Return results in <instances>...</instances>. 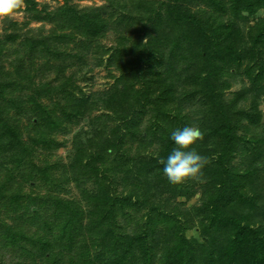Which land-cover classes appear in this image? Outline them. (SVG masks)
<instances>
[{
    "label": "trees",
    "instance_id": "obj_1",
    "mask_svg": "<svg viewBox=\"0 0 264 264\" xmlns=\"http://www.w3.org/2000/svg\"><path fill=\"white\" fill-rule=\"evenodd\" d=\"M32 1L25 0V4L30 7ZM199 1L128 0L118 5L111 18H102L98 11L79 14L65 6L54 15L57 23L53 39L56 37L57 42L65 45L77 35L85 36L91 43L99 42L113 22L112 15L118 16L115 22L120 26L122 41L119 47L110 49L114 48L113 59L121 64V74L104 99L114 105L111 108L115 113H121L123 123L110 126L105 133L95 131L97 138H88L85 143L79 140L74 161L59 179L46 166L43 172L51 175L56 186L42 183L38 186L42 190H32L33 201L23 190L25 182L33 180L31 173L10 175L6 180L1 176L6 174L5 162L31 163L26 158L30 148L20 142L14 131L16 125L7 116L10 109L23 102L22 97L14 87L9 92V103L0 100V148L6 152L0 154V211L11 212L10 218L16 222L7 228L5 221L0 223V230L3 227L7 230L3 235L0 233V239L6 237L7 246L18 249L12 247L22 264H264V224H254L256 210L264 215V202L257 206L258 200L251 196V207L246 211L247 203L239 194L241 183L264 180V110L259 108L264 100V83L256 94L253 92L256 87H244L230 99L225 93L230 86L225 77L230 72L225 67L229 68L235 58L247 56L253 64L247 68L248 76L258 83L264 80V15L256 17L260 10L264 11V0H202L204 7L198 6ZM250 17H256V21L244 33L242 25ZM58 27L68 33H56ZM33 30L28 28L10 35L12 39L16 35L24 37L20 47L25 48L17 50L19 57L13 72L6 70L0 59V97L7 96L10 87L25 80L37 88V100L52 94L47 82L34 85L33 72L38 70L39 63L34 65L36 60L28 55L41 48L38 43L42 35L36 39L30 33ZM196 36L206 39L208 47L200 51L201 43ZM42 43L48 45V50L53 46L48 40ZM56 54L63 60L71 57L70 51L59 50ZM48 56L47 53L45 57ZM196 56L203 58L201 65L197 64ZM40 64L50 71L49 60ZM162 64L167 66L165 71L159 69ZM147 74L151 77L141 81ZM139 81L142 87L137 88L135 84ZM193 82L198 87L193 88ZM249 93L255 95L254 100L241 105ZM149 110L158 117L172 115L175 121L168 124L156 119L158 127L154 130L141 125L143 114ZM199 110L205 116L199 127L204 139L195 148L210 159L204 169L209 181L201 205L189 208L177 199L194 196L192 188L196 182L171 184L159 161L166 159L174 147L171 129L201 122L196 113ZM70 117L71 113L65 115V119ZM50 132L41 131V137ZM145 133L160 135L157 157L147 158L140 145L132 152L131 142L138 140L142 144L147 137ZM240 148H246L244 157ZM237 156L243 157L240 169L232 165ZM130 160L138 161V174L149 183L141 192L136 186L132 189L136 191L122 193L120 198L113 193L119 183H124L120 173ZM86 176L97 182L95 194L85 191L84 199L70 195L69 182L75 180L78 184ZM152 192L156 196L170 192L171 196L158 200ZM171 199L176 207H172ZM201 215L205 218L200 224L205 220L212 225L220 223L228 229V235L222 240L215 235H203L199 240L186 234ZM36 223L48 230L41 232ZM31 248H35L33 254Z\"/></svg>",
    "mask_w": 264,
    "mask_h": 264
},
{
    "label": "rangeland",
    "instance_id": "obj_2",
    "mask_svg": "<svg viewBox=\"0 0 264 264\" xmlns=\"http://www.w3.org/2000/svg\"><path fill=\"white\" fill-rule=\"evenodd\" d=\"M127 1L128 0H71L70 3H66L65 0H33L30 7L24 3V8L16 19L0 22V45L2 47L0 49V59L5 69L11 72H13L14 66L17 63V58L19 57L17 50L22 49L20 47V41L24 37L16 35L15 39H12L10 35L12 33H23L27 31L28 28L34 29L33 32L30 33L34 35V37L36 36V39L38 38L39 40L42 35L38 45H40L44 51L40 48L32 55H28V57L36 60L34 61V65H36V62L39 63L37 66L38 70L33 72V80L35 81L34 85L38 86L43 82H47L52 94L37 100L35 96V90L37 88L34 89L32 87L33 84L25 80L10 87L7 96L3 95L0 97L1 101L9 103V92L14 89V87H16V94H19L22 97L23 102L19 107H11L12 109H10L7 116L12 125H16L14 126V131L16 134H19L20 142L26 143L30 148L28 150L29 154L32 153V156H29L28 152L26 154L27 162L29 161L31 164H26L24 161L5 162L6 174L4 173L1 176L2 179L6 180V178H10V175L16 176L19 173H31L33 175V180L25 182L23 190L24 194H27L28 196L31 195L30 197L33 201V195L35 194H33L32 190H42L38 187L42 183L45 185L52 184V186H56V181L51 180V175L43 172L46 166H49L51 172H55V177L59 179L62 171L67 169V166L74 161V155L77 151L79 140L84 141L85 143L88 138L95 139V131H103L102 133H105L109 130L110 126H118L123 123V120H121V113H115L111 108V106L113 107L114 105L104 99L105 94L110 92L116 84L117 77L121 74V70H119L121 64H117L113 59L115 57L113 53L114 48L110 49V47L113 46L115 48L119 47V43L122 41L120 38V26L115 22L117 21L118 16L112 15L113 22L109 24V28L106 30L105 35L102 38H99V42L92 41L91 43V40H88L85 36L77 35L75 40L68 39L70 42L65 45L62 44L61 41L57 42L58 39H55L56 37L53 39L52 34L55 29V24L57 23L56 16L54 15L62 6H65L67 9H73L79 14H89L98 11L101 13L102 18H111L110 14L118 8V5H123ZM198 6L204 7L202 0L199 1ZM243 15H248V13L243 12ZM263 15L264 11L260 10L256 17ZM256 17H250L249 20L242 25L244 33H246L250 26L255 23ZM56 33L68 32L66 29L58 27ZM197 37L198 36H196V38ZM197 39L201 43L200 51L208 47L206 39L202 40L200 37ZM44 40H48L49 44L53 43L50 50L46 48L48 45L42 43ZM24 48L22 50H24ZM59 50L70 51V58L74 59L71 60L68 57L66 60H63V58L56 54ZM47 51L51 52L49 53ZM47 53L50 55V57L48 56L49 58L45 57ZM158 57L159 56H157V58ZM236 59L237 58L230 62L231 66L229 68L225 67V69L230 72L225 74V77L230 82V86L225 89L226 95L230 99L244 87H256V91L253 92L254 94L259 93L258 87L264 83V80H259L258 83L257 79L248 76L247 68L253 66L250 59L247 56H244L243 59ZM44 60H49L47 66H51L50 71L41 66L40 61L42 62ZM202 60V57L196 56L197 64L201 65ZM117 61L120 62L121 60L117 58ZM28 62H30V60H28ZM51 62L54 64L51 65ZM73 63L74 65H72ZM235 67H237V69H235ZM159 69L165 71L167 69L166 64L159 66ZM150 77L151 75L147 74V76L142 77L141 81ZM65 81H68V87L66 86ZM186 83L190 84L189 80H187ZM135 86L137 88L142 87V82H137ZM192 86L193 88L198 87L194 82ZM200 88L201 86L198 89ZM254 97L255 95L249 93L247 95V100H244L241 105H249L251 101L254 100ZM259 108L264 110L263 99L260 102ZM199 112L201 111L199 110L196 112L199 117L197 115H194V117H198L201 122H193L190 126L200 127V125H202L201 123L205 121V116ZM69 113H71V117L65 119V115ZM61 118H64L65 120L60 121ZM142 118L143 121L141 125L146 124L148 127L151 126V129L153 130L158 127L156 119L162 120L168 124L175 121L172 115L158 117V114H154L151 110L143 114ZM37 119L39 120L37 121ZM176 119L179 121L178 118ZM177 129L179 128L176 127L171 129V131ZM41 131L51 132L48 133L45 138H42L40 134ZM161 131H167V129ZM145 136H147L146 133ZM159 137L160 135L155 133L153 136L149 134L144 138V142H141L142 144H139L138 140H135L134 142L132 141L130 144L132 152L135 153L137 147L140 145L141 149L144 147L142 151L148 156L147 158L151 156L157 157V154L160 153L159 145H161V143H159ZM17 142L18 141L16 140V143ZM88 151L91 152V150ZM239 152L240 154L242 153L244 157L246 148H240ZM3 153L6 152L0 148V154ZM213 155L215 158L218 156L216 153ZM135 156H137V154ZM243 157L237 156L235 160H233L232 165L240 169ZM131 160L128 164L130 167H125L120 173L125 184L119 183L116 187L117 189L113 193L120 198H122V193L127 195L136 191L132 190L136 188V186H138L137 189L141 192L143 186L149 183V181L144 179L143 176H139L138 161L133 160V162ZM215 161L216 160L212 161V163H215ZM127 171H130L129 174H126ZM205 178L206 182L196 183L193 186L192 189L195 191L194 196H180L177 201L185 203V206L189 208L201 205L202 193L205 191V185L209 181L207 175ZM111 183L112 182H109V184ZM67 188L70 195L84 199V192L90 191L93 193L92 195H94L97 191L98 184L97 182H94L93 178H87L86 176L78 184L75 180H71ZM57 189L61 190V187H57ZM158 190H155V192H158ZM157 194L158 196H156V193L152 192V195L158 200L171 196L170 192H165L163 195H160L159 193ZM239 194L241 195V199H244L247 203L246 211L251 207V196H254L258 200L257 206L260 205V203L262 204L264 202V180L256 181L252 179L247 183H241V192H239ZM171 201L172 207H176L175 201L173 199H171ZM232 204L236 205L235 202ZM29 205L30 203L28 200L26 206L28 207ZM228 208L232 210L229 206ZM28 210H32V208H29ZM260 212V210L254 212L256 213V215L254 214V224L257 226L261 223L264 224V215H259ZM10 216L11 212L9 213L7 210L0 211V223L5 221L6 228L8 226L12 227L16 223L15 220L10 218ZM203 218L205 217L201 215V217L197 219L198 222L194 225L193 229L187 231L186 234L199 240L203 235L208 237L209 235H215L219 237L220 240L228 235V229L220 223L212 225L208 220H205L203 224H200V221ZM21 225L26 226L27 223H21ZM35 226H40L39 230L41 232L48 230L46 226H41L39 223H36ZM6 228H1L0 233L2 235L7 233ZM10 246H7L6 244V237L0 239V264H14L15 261H17L18 264H22L20 256L17 255L18 252L16 251L15 253L16 248ZM12 247L15 249L13 250ZM34 249L35 248H31V254L34 253ZM198 264L201 263L198 262Z\"/></svg>",
    "mask_w": 264,
    "mask_h": 264
},
{
    "label": "clouds",
    "instance_id": "obj_3",
    "mask_svg": "<svg viewBox=\"0 0 264 264\" xmlns=\"http://www.w3.org/2000/svg\"><path fill=\"white\" fill-rule=\"evenodd\" d=\"M25 0H0V22L16 19L24 8ZM174 147L166 159L161 158L163 173L173 185L182 186L189 181L206 182L204 169L210 159L200 154L195 145L204 139V132L198 126H185L171 134ZM258 162L257 166H260Z\"/></svg>",
    "mask_w": 264,
    "mask_h": 264
}]
</instances>
